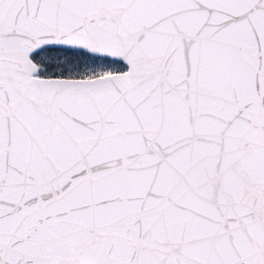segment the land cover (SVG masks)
Returning a JSON list of instances; mask_svg holds the SVG:
<instances>
[{
	"label": "snow or ice",
	"instance_id": "6c2138e0",
	"mask_svg": "<svg viewBox=\"0 0 264 264\" xmlns=\"http://www.w3.org/2000/svg\"><path fill=\"white\" fill-rule=\"evenodd\" d=\"M0 264H264V0H0Z\"/></svg>",
	"mask_w": 264,
	"mask_h": 264
}]
</instances>
